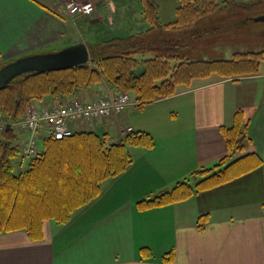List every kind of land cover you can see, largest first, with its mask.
<instances>
[{"label": "crops", "instance_id": "obj_1", "mask_svg": "<svg viewBox=\"0 0 264 264\" xmlns=\"http://www.w3.org/2000/svg\"><path fill=\"white\" fill-rule=\"evenodd\" d=\"M156 1L159 21H173L177 0H170L164 19L165 8ZM140 11L142 30L148 24ZM91 21L69 15L56 0H0V66L78 41L89 50L82 36L101 24ZM104 33L91 44L111 36ZM209 77L177 85L173 94L139 108L130 103L119 119L97 121L100 128L115 124L111 143L128 133L122 125L149 133L153 145L129 146L127 168L106 179L66 223L45 220L41 239L23 229L0 232V264H264V69L260 62L253 74ZM237 116L242 147L229 150L222 129ZM74 129L91 130L82 122ZM224 156L221 169L233 164L221 183L167 204L138 206L178 181L191 183L201 169L216 170ZM167 253L171 261L163 259Z\"/></svg>", "mask_w": 264, "mask_h": 264}, {"label": "trees", "instance_id": "obj_2", "mask_svg": "<svg viewBox=\"0 0 264 264\" xmlns=\"http://www.w3.org/2000/svg\"><path fill=\"white\" fill-rule=\"evenodd\" d=\"M259 3L177 0L175 19L161 23L157 1L141 0L147 28L111 35L90 44L89 61L85 64L14 78L0 89V111L6 113L7 121L12 124L22 116L31 99H41L44 94L68 95L101 79L114 88L132 91L142 106L173 94L177 85L188 84L194 78L253 74L259 67V52L235 53L230 59L213 60H187L184 53L194 41L217 33L218 26L226 27L229 23L225 24L224 19ZM241 125L237 116L232 126L222 129L229 150L242 147ZM16 136L12 125L0 132V232L23 229L34 240L43 237L45 220L66 222L76 208L99 194L105 179L125 170L131 161L129 146L153 145L151 135L141 130L126 133L116 143H107L105 133L74 130L62 139L45 138L39 154L30 158L24 169L15 171L14 158L18 154L24 156ZM225 157L220 159L216 170H199L209 174L195 184L187 179L178 181L171 189L138 201V206L167 204L221 183L227 178L225 169L233 164L221 169ZM20 206L22 211L16 213ZM167 254L163 259L171 261L172 255Z\"/></svg>", "mask_w": 264, "mask_h": 264}, {"label": "rangeland", "instance_id": "obj_3", "mask_svg": "<svg viewBox=\"0 0 264 264\" xmlns=\"http://www.w3.org/2000/svg\"><path fill=\"white\" fill-rule=\"evenodd\" d=\"M91 1L94 4V11L91 15H88V17H91V19H93L94 22L93 21L91 22H93L94 24L96 22H99L101 24L93 25L88 33L83 34L82 38H84L85 40L87 39V43L89 42V45L91 44L90 41H93V39L96 36H100L104 32H105L104 34L106 35H109V34L125 35L128 33H134L136 31L141 30V27L143 26V23H140V20H141L140 8L142 7L141 0H114V2L113 0H91ZM160 1L162 3V7L165 8L163 11V17L161 16V18L164 19L166 17H169L170 0H160ZM249 2L252 4L255 2H260V3L252 6L251 9L245 12H241L237 15L230 16V17H227V19H224L223 22H225V24L227 23L229 24L226 27H224V25L222 24H221L222 26L220 27L218 26L215 31L217 33H214L213 35H207L199 40L194 41L191 45V49L188 51H185L184 53V55L186 56V59L187 60H199V59L213 60V59H220V58L229 59L232 55L231 54L232 52H233V55L235 53L259 52L261 53V56H260L261 59L259 61V64L261 62L262 68L264 69V21H251V20L245 21L244 20L245 17L246 18L249 16L255 17L258 15L264 14V0L263 1H259V0L247 1L245 2V4H249ZM56 3L57 5L62 6L60 2L56 1ZM115 5L117 6L115 7ZM241 20L243 21L241 22ZM138 68L139 67H137V70ZM246 74L247 73H239L233 76L229 75V78H236V77H240ZM210 76L211 77H209V80H214L216 78L217 79L222 78V75H219V74H212ZM117 91H122V92L124 91L128 93L131 98L130 103H135L138 108L141 106L139 102L135 100V95L132 91H129V90L125 91L122 89L114 88V86H111V84L108 83V81H105V79L93 81L89 84L81 86L80 88H76L72 93L68 95L54 96V95L44 94L41 97V99L42 98L44 100L46 99L47 103L49 104H56L58 102H66L68 100H73V99H78L83 102H89L90 100H92V98L97 97L100 94L111 96L112 94H114V92H117ZM156 99H159V98H156ZM32 101L33 99H31L25 105V108L22 111L23 114L21 113L22 116L24 115L27 108L28 107L30 108V106L32 105ZM147 103L149 102H146L145 104ZM119 115L120 114H118L114 118L119 119ZM20 118L16 120H19ZM107 119L109 118H101V119L97 118L91 121H82V123L85 124V128L94 130L99 134H102L103 132H106L108 130L109 135L106 141L107 143H111L112 141H114L117 135L115 124L113 122L111 123L107 122L106 124L102 126V128H100L99 126L101 125L97 122V121H105ZM7 120L8 118H7L6 113L0 111V132H1L4 122H6ZM12 126H13V131L17 135L16 137L18 139L19 145H21L22 140L25 138L24 132L20 130L18 126L16 125L13 124ZM126 127L128 126H122V125L118 126V128L121 131H125V132L133 131V130L126 131ZM39 145H41V143H39ZM13 162L15 166L14 167L15 171H19L20 169H23L25 168V166H27L29 162V158L26 156H23L22 158L21 154H18V156L14 158ZM207 174L209 173L202 172V173L196 174L195 175L196 178H194L195 180L193 179L191 181V184H195L197 181L207 176ZM3 201L5 200L3 199ZM18 208H20V210H18ZM18 208H16V213H19L20 211H22L21 206ZM66 222H63V223H66ZM63 223H59V224H63Z\"/></svg>", "mask_w": 264, "mask_h": 264}, {"label": "built area", "instance_id": "obj_4", "mask_svg": "<svg viewBox=\"0 0 264 264\" xmlns=\"http://www.w3.org/2000/svg\"><path fill=\"white\" fill-rule=\"evenodd\" d=\"M56 1L60 2L71 16H88L94 11V4L91 0ZM130 100L128 93L117 91L111 96L100 94L89 102L73 99L56 104L45 103L41 106L32 104L19 120L12 124L8 121L4 122L2 129L6 128L7 124H14L24 132L25 138L22 140L20 149L24 156L30 159L39 154L45 138L68 137L73 134L74 125L82 121L114 118L123 111ZM131 130V127H126V131Z\"/></svg>", "mask_w": 264, "mask_h": 264}, {"label": "water", "instance_id": "obj_5", "mask_svg": "<svg viewBox=\"0 0 264 264\" xmlns=\"http://www.w3.org/2000/svg\"><path fill=\"white\" fill-rule=\"evenodd\" d=\"M249 19L264 21V14ZM88 61L89 50L82 41L55 51L25 55L0 66V89L8 85L14 78L24 74L67 69Z\"/></svg>", "mask_w": 264, "mask_h": 264}]
</instances>
